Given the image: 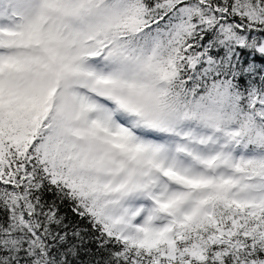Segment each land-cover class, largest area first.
Wrapping results in <instances>:
<instances>
[{"label": "snow or ice", "instance_id": "snow-or-ice-1", "mask_svg": "<svg viewBox=\"0 0 264 264\" xmlns=\"http://www.w3.org/2000/svg\"><path fill=\"white\" fill-rule=\"evenodd\" d=\"M85 254L264 264V0H0V264Z\"/></svg>", "mask_w": 264, "mask_h": 264}, {"label": "trees", "instance_id": "trees-1", "mask_svg": "<svg viewBox=\"0 0 264 264\" xmlns=\"http://www.w3.org/2000/svg\"><path fill=\"white\" fill-rule=\"evenodd\" d=\"M62 212L66 213L70 219L74 218L72 211H71V205L68 203H65L61 206ZM84 264H87L88 260L90 259L89 255L85 254L81 257Z\"/></svg>", "mask_w": 264, "mask_h": 264}]
</instances>
